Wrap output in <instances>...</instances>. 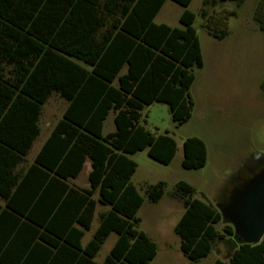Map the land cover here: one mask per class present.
I'll return each instance as SVG.
<instances>
[{
	"label": "trees",
	"instance_id": "trees-1",
	"mask_svg": "<svg viewBox=\"0 0 264 264\" xmlns=\"http://www.w3.org/2000/svg\"><path fill=\"white\" fill-rule=\"evenodd\" d=\"M166 1L0 0V264H150L157 256V242L140 228L145 197L132 182L138 163L131 155L147 149L154 160L172 162L177 140L169 131L152 132L143 109L163 102L178 125L187 122L194 70L204 65L193 0H173L184 7L180 25L156 21ZM244 2L203 0V26L226 38L228 19ZM254 20L264 32V0ZM53 94L67 105L28 162ZM110 113L115 129L105 133ZM183 155L184 168L204 167L205 141L187 137ZM87 160L89 186H78L72 179ZM165 189L160 180L146 185L145 195L158 202ZM196 193L184 180L171 193L184 205L174 231L192 261L207 257L216 240L236 237L232 224L218 228L221 210ZM99 204L108 209L83 243ZM111 233L117 238L98 262ZM213 264H264V238L237 240L229 257Z\"/></svg>",
	"mask_w": 264,
	"mask_h": 264
},
{
	"label": "rangeland",
	"instance_id": "rangeland-1",
	"mask_svg": "<svg viewBox=\"0 0 264 264\" xmlns=\"http://www.w3.org/2000/svg\"><path fill=\"white\" fill-rule=\"evenodd\" d=\"M258 0H245L237 8V15L228 19L229 34L220 40L211 36L203 26L200 11L203 0H193L189 9L196 13L197 28L204 58L202 68H195V81L190 89L194 101L191 118L178 125L168 104L155 102L143 109L147 127L154 133L169 131L178 143L176 156L170 164L160 163L148 155L147 149L131 157L138 163L132 182L145 201L138 214L140 228L157 242L158 254L150 264H212L217 257L223 259L240 240L237 236L216 240L213 251L199 261L187 258L180 249V239L174 231L175 224L184 211L183 202L172 197L175 184L184 180L197 190L196 197L209 200L220 210L234 192L246 181L264 171V32L254 20ZM228 8L235 6L224 3ZM222 6L217 7V10ZM184 7L167 0L156 17L157 22L180 25L179 17ZM66 100L53 94L43 106L41 133L34 143L27 161H32L53 124L62 116ZM115 129L114 114L106 121L105 132ZM189 136L202 138L207 146L208 160L204 167L186 169L182 166L183 143ZM91 162L72 183L89 186ZM160 180L166 182L165 194L158 202L145 195V186ZM96 197L98 194L95 195ZM108 206L98 205L92 228L86 231V243L98 227V213ZM223 221L218 225L221 229ZM226 222V221H225ZM117 235L111 233L96 256L103 262ZM264 238V236H263ZM220 251V255L218 254Z\"/></svg>",
	"mask_w": 264,
	"mask_h": 264
},
{
	"label": "water",
	"instance_id": "water-1",
	"mask_svg": "<svg viewBox=\"0 0 264 264\" xmlns=\"http://www.w3.org/2000/svg\"><path fill=\"white\" fill-rule=\"evenodd\" d=\"M221 213L241 241L260 242L264 236V171L244 182Z\"/></svg>",
	"mask_w": 264,
	"mask_h": 264
},
{
	"label": "crops",
	"instance_id": "crops-1",
	"mask_svg": "<svg viewBox=\"0 0 264 264\" xmlns=\"http://www.w3.org/2000/svg\"><path fill=\"white\" fill-rule=\"evenodd\" d=\"M159 14V13H158ZM66 105H67V103H66ZM66 107V106H65ZM63 114V113H62ZM108 119V118H107ZM107 119H106V121H107ZM106 121H105V127H106ZM57 122V121H56ZM55 122V123H56ZM55 123L53 124V126L55 125ZM53 126H52V128H53ZM105 127H104V131H105ZM52 128H51V130H52ZM51 130H50V133H51ZM110 132V131H109ZM50 133L47 135V137L50 135ZM105 133H108V132H105ZM39 137V136H38ZM37 137V138H38ZM47 137L43 140V142L41 143V145L39 146V148H38V150L36 151V153L34 154V157H33V159L35 158V156H36V154H37V152L39 151V149H40V147L42 146V144L44 143V141L47 139ZM37 140V139H36ZM35 140V141H36ZM35 143V142H34ZM33 146H34V144H33ZM33 148V147H32ZM31 152V151H30ZM29 152V153H30ZM27 158H28V156H27ZM33 159H32V161H33ZM31 162V161H30ZM86 164V163H85ZM75 179V178H74ZM102 211V210H101ZM100 212V211H99ZM232 251V250H231ZM231 251L229 252V254L226 256V258H228L229 257V255H230V253H231ZM219 253V255H220V251H218ZM218 258V257H217ZM221 258V257H220ZM225 258V259H226ZM215 261V260H214ZM99 262V261H98ZM213 264V263H212Z\"/></svg>",
	"mask_w": 264,
	"mask_h": 264
}]
</instances>
